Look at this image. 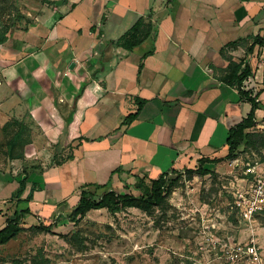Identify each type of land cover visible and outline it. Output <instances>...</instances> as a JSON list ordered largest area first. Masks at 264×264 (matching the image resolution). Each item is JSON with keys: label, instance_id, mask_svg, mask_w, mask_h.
Returning a JSON list of instances; mask_svg holds the SVG:
<instances>
[{"label": "crops", "instance_id": "crops-1", "mask_svg": "<svg viewBox=\"0 0 264 264\" xmlns=\"http://www.w3.org/2000/svg\"><path fill=\"white\" fill-rule=\"evenodd\" d=\"M20 3L0 32V140L14 175L1 159L0 229L23 181L18 199L35 188L29 219L73 210L85 189L127 191L201 159L227 160L229 130L252 108L229 83L231 63L252 68L246 89L264 86V46L248 53L264 34V0ZM255 114L258 126L264 91Z\"/></svg>", "mask_w": 264, "mask_h": 264}, {"label": "rangeland", "instance_id": "rangeland-1", "mask_svg": "<svg viewBox=\"0 0 264 264\" xmlns=\"http://www.w3.org/2000/svg\"><path fill=\"white\" fill-rule=\"evenodd\" d=\"M21 5L20 0H0V32L20 15ZM2 141L0 160L13 177ZM241 149L236 159L221 162L206 176L178 172L167 203L150 212L93 210L76 222L70 218L73 210L59 206L26 216L23 231L0 246V264H264V211L246 220L235 205L245 164L264 160V149ZM126 189L143 194L131 186ZM18 200L6 202L7 217L24 209ZM40 224L55 226L47 232ZM250 243L257 245V256L232 261L226 255L232 246Z\"/></svg>", "mask_w": 264, "mask_h": 264}, {"label": "trees", "instance_id": "trees-1", "mask_svg": "<svg viewBox=\"0 0 264 264\" xmlns=\"http://www.w3.org/2000/svg\"><path fill=\"white\" fill-rule=\"evenodd\" d=\"M141 21L137 22L134 26L133 31H136ZM6 41V32L0 36V45ZM256 46H264V34L257 36L254 43L248 48V53H253ZM231 78L230 85L235 87L242 98L248 101L252 108L249 115L244 118L239 124L232 127L229 130V137L227 139V145L229 146V154L225 158L227 160L236 159L240 154V147L244 144L246 149H264V135L258 131H253L257 127L255 121L256 111L259 108V97L264 91L263 89L255 93L251 89H246L245 81L253 75L252 68L246 65L242 68V64L231 63ZM84 86L82 87V90ZM82 92V91H81ZM140 110V109H139ZM139 113V111H138ZM137 114L132 115L128 118V121H132L137 117ZM20 136L13 138L9 145V154L12 156L15 145ZM260 143V145L258 144ZM224 161V159H201L199 165L195 169H185L186 173L190 176L195 174L200 176H206L210 174L209 169H205V164L208 162L218 163ZM179 171L172 170L169 173L161 174L157 179L152 180L150 184L145 181H139L135 184V189L141 191L143 194L137 196L132 192L127 191H116L110 190L103 195H97L96 192L90 190H82L80 194V200L77 206L73 209L70 218L76 222L84 219L86 215L93 210H107L112 214L120 213L129 208H136L144 212H150L157 206H162L167 203L170 195L176 187V183L180 177ZM177 174L178 178L170 180L169 175ZM18 197L20 198L25 189V182H21ZM35 188L31 190L30 194L26 199H19V204H28L33 200ZM25 215H32L30 208L16 210L13 217H7L5 225L0 229V246L8 244L11 240L16 238L22 231L21 225L24 223ZM54 224L44 226L40 224L39 229L42 231L52 232Z\"/></svg>", "mask_w": 264, "mask_h": 264}, {"label": "built area", "instance_id": "built-area-1", "mask_svg": "<svg viewBox=\"0 0 264 264\" xmlns=\"http://www.w3.org/2000/svg\"><path fill=\"white\" fill-rule=\"evenodd\" d=\"M257 130L264 135V121L257 126ZM244 169V178L240 180L244 184L236 189L235 205L246 220H251L264 211V160L248 162ZM226 255L232 261L242 259L244 255L257 256V245L254 243L245 246L237 244L229 248Z\"/></svg>", "mask_w": 264, "mask_h": 264}, {"label": "water", "instance_id": "water-1", "mask_svg": "<svg viewBox=\"0 0 264 264\" xmlns=\"http://www.w3.org/2000/svg\"><path fill=\"white\" fill-rule=\"evenodd\" d=\"M56 4H57V6H60V5L63 4V2L62 1H57Z\"/></svg>", "mask_w": 264, "mask_h": 264}]
</instances>
